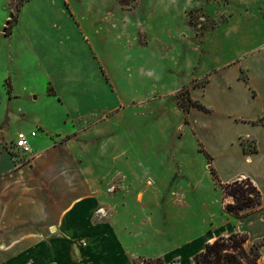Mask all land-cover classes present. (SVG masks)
Here are the masks:
<instances>
[{
  "label": "crops",
  "instance_id": "obj_1",
  "mask_svg": "<svg viewBox=\"0 0 264 264\" xmlns=\"http://www.w3.org/2000/svg\"><path fill=\"white\" fill-rule=\"evenodd\" d=\"M197 1L231 14L201 55L176 38ZM115 3L22 0L6 33L0 12V264H132L184 258L204 237L194 254L231 234L264 241V0H141L154 39L131 51L102 22ZM188 86L184 111L175 95ZM20 132H36L31 158L1 150ZM236 180L261 194L240 216L218 185Z\"/></svg>",
  "mask_w": 264,
  "mask_h": 264
},
{
  "label": "rangeland",
  "instance_id": "obj_2",
  "mask_svg": "<svg viewBox=\"0 0 264 264\" xmlns=\"http://www.w3.org/2000/svg\"><path fill=\"white\" fill-rule=\"evenodd\" d=\"M22 0H10V4L14 7V18L11 21L10 18L7 19L6 24H11L7 31L11 30V25L16 20V13L18 12L20 6H21ZM141 0H116L115 7H117L119 14L115 13L114 9L111 11L110 14L111 17L109 20H105L102 22H110L111 27L114 29V31L119 33V30L122 29V41L124 44L127 45L128 50H135L140 47L147 46L152 39H154L153 36H151L150 32L146 27H144L141 23H138L137 17L135 16V13L137 12ZM206 2L209 3H215L218 5H226L228 4L229 0H206ZM199 1H197L195 4H193L192 8L187 10L186 14L183 16V26L176 31V38L178 42H186L192 44L193 48L196 51V55H201L204 53V44L207 39V37L212 33L213 31L220 29L222 27H225L228 23L231 14L229 12L222 13L221 11H214V12H207L205 9V4L202 6L199 5ZM204 3V1H203ZM10 5H8L5 0H0V12L6 13L9 17L12 14ZM242 12H247L245 9L242 10ZM0 21H1V14H0ZM3 27V29L7 28ZM167 37V36H166ZM263 39H258L256 44H260L264 42V34H262ZM168 38V37H167ZM9 38H0V50L6 49L9 46ZM112 70H117V67L114 65H110ZM6 88H9V82L6 81L5 83ZM192 86V85H191ZM191 86H188L187 88H184L180 90L176 95L177 105L181 108V105L186 106V108H189L191 105V97H190V88ZM37 90H39L40 85L39 82L37 84ZM49 92H53L52 89L49 87ZM182 109V108H181ZM3 128H6L7 122L3 123ZM39 132V131H38ZM59 140V139H57ZM244 147L248 152H251L254 150V144L251 141H243ZM1 150H7L11 153L13 157H22L25 158L24 155L21 154L19 150L16 149L14 142H6L3 141L1 144ZM213 174V173H212ZM215 175V174H213ZM216 178V177H215ZM221 178V177H220ZM220 185L222 192H223V203L225 204V207L229 204H234L233 197L229 196L227 191L225 190L226 185L222 183H218ZM246 188V187H245ZM175 199L178 207L183 203V194L181 191L177 190L175 191ZM229 201V202H228ZM180 206V207H181ZM97 214L100 217L107 216V213L103 211L102 209H99ZM181 225V224H180ZM227 232L226 230L222 231V234ZM211 233H208L206 236L210 235ZM244 235V234H241ZM210 238L204 237L198 241L193 242L190 246L185 247L182 250L183 257H180L178 254V251L172 253L168 257H162L160 258L163 261V264H193V258L195 257L194 254L198 250L202 249L204 241H207ZM184 240V238L180 239L179 241ZM264 241H259L252 243L251 241H248L246 243L247 248H251L254 245L263 243ZM261 254L264 251V246L260 249ZM157 259V258H153ZM132 264H155L149 262V258L147 257H140L132 260Z\"/></svg>",
  "mask_w": 264,
  "mask_h": 264
},
{
  "label": "trees",
  "instance_id": "obj_3",
  "mask_svg": "<svg viewBox=\"0 0 264 264\" xmlns=\"http://www.w3.org/2000/svg\"><path fill=\"white\" fill-rule=\"evenodd\" d=\"M194 104L191 102L190 106ZM181 108L184 111L189 109L184 105H181ZM225 190L234 199V204H229L226 208L228 213L240 216L244 210L261 204V194L249 180L228 183ZM247 241L248 237L241 234L218 238L195 255L193 264H259L262 257L260 249L264 246V242L249 249L246 246ZM149 262L163 264L160 258L149 259Z\"/></svg>",
  "mask_w": 264,
  "mask_h": 264
},
{
  "label": "built area",
  "instance_id": "obj_4",
  "mask_svg": "<svg viewBox=\"0 0 264 264\" xmlns=\"http://www.w3.org/2000/svg\"><path fill=\"white\" fill-rule=\"evenodd\" d=\"M30 136L35 137L36 132H32ZM30 136L24 132H20L18 133L16 141L14 143L16 149L19 150L22 155L29 158H31L34 154L32 145L29 140Z\"/></svg>",
  "mask_w": 264,
  "mask_h": 264
},
{
  "label": "water",
  "instance_id": "obj_5",
  "mask_svg": "<svg viewBox=\"0 0 264 264\" xmlns=\"http://www.w3.org/2000/svg\"><path fill=\"white\" fill-rule=\"evenodd\" d=\"M9 18H10V20L12 21V20H13V18H14V15H13V14H11ZM9 24H10V23H7V24H6V25H7V27L9 26ZM3 32H4V33H6V29H4V31H3Z\"/></svg>",
  "mask_w": 264,
  "mask_h": 264
},
{
  "label": "bare ground",
  "instance_id": "obj_6",
  "mask_svg": "<svg viewBox=\"0 0 264 264\" xmlns=\"http://www.w3.org/2000/svg\"><path fill=\"white\" fill-rule=\"evenodd\" d=\"M210 242L209 243H213L214 241H213V239H211V240H209Z\"/></svg>",
  "mask_w": 264,
  "mask_h": 264
}]
</instances>
